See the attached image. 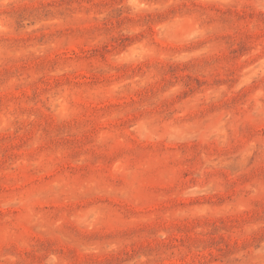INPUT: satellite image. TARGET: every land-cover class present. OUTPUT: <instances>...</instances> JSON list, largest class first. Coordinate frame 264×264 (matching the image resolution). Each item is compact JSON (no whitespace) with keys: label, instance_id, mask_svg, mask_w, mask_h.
<instances>
[{"label":"rangeland","instance_id":"1","mask_svg":"<svg viewBox=\"0 0 264 264\" xmlns=\"http://www.w3.org/2000/svg\"><path fill=\"white\" fill-rule=\"evenodd\" d=\"M0 264H264V0H0Z\"/></svg>","mask_w":264,"mask_h":264}]
</instances>
